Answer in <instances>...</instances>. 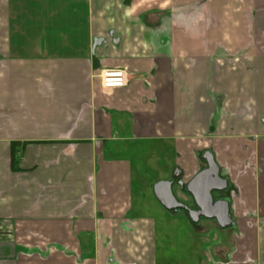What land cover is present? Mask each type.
Listing matches in <instances>:
<instances>
[{"label":"crops","instance_id":"0c3cea01","mask_svg":"<svg viewBox=\"0 0 264 264\" xmlns=\"http://www.w3.org/2000/svg\"><path fill=\"white\" fill-rule=\"evenodd\" d=\"M205 152L228 228L152 192ZM0 264H264V0H0Z\"/></svg>","mask_w":264,"mask_h":264},{"label":"water","instance_id":"95a60500","mask_svg":"<svg viewBox=\"0 0 264 264\" xmlns=\"http://www.w3.org/2000/svg\"><path fill=\"white\" fill-rule=\"evenodd\" d=\"M203 159L207 168L198 172L186 185V190L192 196L198 211L190 210L176 200L170 181L155 183L152 192L158 203L167 211L184 209L193 223H197L202 217L207 220L214 219L220 228H225L231 223L228 204L223 200L214 202L213 198L214 194L226 188V181L220 177L218 166L210 152H205Z\"/></svg>","mask_w":264,"mask_h":264},{"label":"built area","instance_id":"2783aa9c","mask_svg":"<svg viewBox=\"0 0 264 264\" xmlns=\"http://www.w3.org/2000/svg\"><path fill=\"white\" fill-rule=\"evenodd\" d=\"M102 88H122L127 83V74L123 69H104L98 75Z\"/></svg>","mask_w":264,"mask_h":264},{"label":"flooded vegetation","instance_id":"af4514ba","mask_svg":"<svg viewBox=\"0 0 264 264\" xmlns=\"http://www.w3.org/2000/svg\"><path fill=\"white\" fill-rule=\"evenodd\" d=\"M213 155V154H212ZM214 157V156H213ZM215 159V158H214ZM215 162H216V160H215ZM216 164H217V166H218V163L216 162ZM207 168V167H206ZM218 169H219V166H218ZM221 177V176H220ZM224 180V179H223ZM226 181V188L223 190V191H221V192H218V193H216V194H214V198H213V201L215 202V201H218V200H223V201H226L227 202V200L225 199L226 198V194H227V192L228 191H230L229 190V186H228V181L227 180H225ZM187 185V184H186ZM185 194H186V199H185V201L183 202V201H180V200H178L176 197V200L179 202V203H182L183 205H185L187 208H189L190 210H195V211H198V208L196 207V205H195V203H194V200H193V198H192V196L187 192V190H186V187H185V190L183 191ZM234 192V191H233ZM235 193V192H234ZM227 204H228V202H227ZM179 210V209H178ZM180 210H183L186 214H187V216H188V213H187V211L186 210H184V209H180ZM228 214H229V218H230V220H231V223L228 225V226H226L225 228H228V227H231V226H233V224H234V221H233V218H232V214L230 213V206H229V204H228ZM188 218H189V216H188ZM190 219V218H189ZM200 219H204V218H202V217H200L199 218V220ZM198 220V221H199ZM207 220V219H206ZM211 221H214V222H216L214 219H211ZM216 224H217V222H216ZM218 225V224H217ZM219 227V226H218ZM220 228V227H219ZM222 229H224V228H222Z\"/></svg>","mask_w":264,"mask_h":264},{"label":"rangeland","instance_id":"374dc122","mask_svg":"<svg viewBox=\"0 0 264 264\" xmlns=\"http://www.w3.org/2000/svg\"><path fill=\"white\" fill-rule=\"evenodd\" d=\"M141 155L143 156L144 155V149L143 151L141 152ZM146 156V155H144ZM132 161H135V169H136V172H137V176L139 175V170L137 169V166H139V164L142 166V169L140 170V173L143 175V177L148 181L150 182L149 185L151 183H154V181H156V179L158 178V174L156 172H154L153 170L145 167L144 165V161L143 160H139V156H132ZM180 210V209H179ZM182 212V211H181ZM180 213V211H179ZM202 222L203 219H201ZM191 226H194V225H191ZM171 250H174V251H177L178 252H181V246H180V242L178 244V242H173L172 243V248H170Z\"/></svg>","mask_w":264,"mask_h":264},{"label":"trees","instance_id":"16d2710c","mask_svg":"<svg viewBox=\"0 0 264 264\" xmlns=\"http://www.w3.org/2000/svg\"><path fill=\"white\" fill-rule=\"evenodd\" d=\"M186 215H187V214H186ZM188 220H189V222H190L191 225H194V226L196 225V224L192 223V222L190 221V219H188Z\"/></svg>","mask_w":264,"mask_h":264}]
</instances>
